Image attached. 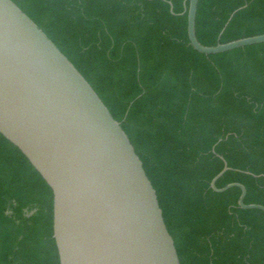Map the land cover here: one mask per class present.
Here are the masks:
<instances>
[{"label": "trees", "instance_id": "1", "mask_svg": "<svg viewBox=\"0 0 264 264\" xmlns=\"http://www.w3.org/2000/svg\"><path fill=\"white\" fill-rule=\"evenodd\" d=\"M13 1L122 123L181 264H264V212L211 188L222 156L216 186L264 206V43L196 51L185 0ZM196 34L208 47L264 35V0H199ZM0 264H60L53 192L1 134Z\"/></svg>", "mask_w": 264, "mask_h": 264}, {"label": "water", "instance_id": "2", "mask_svg": "<svg viewBox=\"0 0 264 264\" xmlns=\"http://www.w3.org/2000/svg\"><path fill=\"white\" fill-rule=\"evenodd\" d=\"M198 4L184 2L196 51L213 55L264 43L259 35L203 45L196 34ZM0 134L53 192L60 264H181L157 192L122 123L13 0H0ZM220 158L224 168L211 188L217 193L239 188V208L264 212L263 205L245 204L243 184L216 186L232 170Z\"/></svg>", "mask_w": 264, "mask_h": 264}]
</instances>
